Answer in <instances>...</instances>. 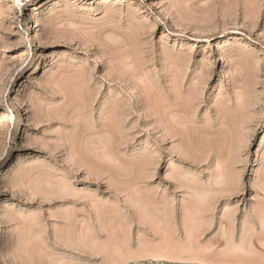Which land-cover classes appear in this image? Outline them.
I'll use <instances>...</instances> for the list:
<instances>
[{"label": "rangeland", "instance_id": "obj_1", "mask_svg": "<svg viewBox=\"0 0 264 264\" xmlns=\"http://www.w3.org/2000/svg\"><path fill=\"white\" fill-rule=\"evenodd\" d=\"M4 169L0 264H264V0H0Z\"/></svg>", "mask_w": 264, "mask_h": 264}, {"label": "bare ground", "instance_id": "obj_2", "mask_svg": "<svg viewBox=\"0 0 264 264\" xmlns=\"http://www.w3.org/2000/svg\"><path fill=\"white\" fill-rule=\"evenodd\" d=\"M21 124H23L24 125V122H22ZM10 167V166H9ZM7 179V172H5V169L4 170H2L1 172H0V183L1 182H3V181H5ZM4 184V183H3ZM3 184H1V192H5L6 190H5V185H3ZM7 202H8V200L7 199H3V201L1 202V199H0V209L1 208H3V207H5L6 205H7ZM262 259H264V257L262 258ZM241 261V260H240ZM239 261V262H240ZM243 261V260H242ZM244 263H245V261H243ZM125 263V262H124ZM4 264H8L6 261L4 262ZM127 264V263H126ZM215 264V263H214ZM236 264V263H235ZM241 264V263H240ZM246 264V263H245Z\"/></svg>", "mask_w": 264, "mask_h": 264}]
</instances>
